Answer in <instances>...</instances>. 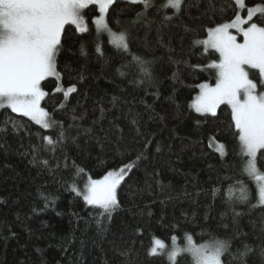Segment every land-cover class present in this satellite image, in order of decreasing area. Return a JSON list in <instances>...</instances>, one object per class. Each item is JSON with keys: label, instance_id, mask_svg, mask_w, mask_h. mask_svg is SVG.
Segmentation results:
<instances>
[{"label": "trees", "instance_id": "trees-1", "mask_svg": "<svg viewBox=\"0 0 264 264\" xmlns=\"http://www.w3.org/2000/svg\"><path fill=\"white\" fill-rule=\"evenodd\" d=\"M153 2L156 7L137 20L136 13L143 11V5L117 0L109 18L114 30L118 20L121 28L130 31L133 53L146 60L158 58L151 70L159 99L154 95L157 87L133 82L140 78L138 70L125 76L117 72L131 57L118 54L106 33L100 37L101 56L95 51L94 28L88 35L76 33L71 26L59 64L61 70L66 64L73 69L72 76L63 81L65 87L83 74L79 95L73 94L67 109L59 110L63 102L62 93L55 91L59 82L52 77L42 82L49 93L42 107L49 112L58 109L56 118L65 127L73 123L80 126L68 130L62 152L42 149L34 162L32 145L41 143L38 136L55 138V132L10 110L0 111V126L6 117L24 125L14 132L9 124L7 132H0V264H171L165 255L148 253L155 238L169 243L173 235L180 243L186 235L209 245L214 238L229 240L223 264H240L232 254L247 244L252 251L245 264H264V206H251L257 203L255 182L246 174L240 175L241 158L232 134L235 129L229 128L230 108L221 105L217 117H205L189 107L199 92L195 85L215 82L214 70L201 72L189 65H205L219 57L213 50L208 56L202 45L193 47L192 41L207 38L201 25L226 22L233 13H217L210 20L209 0H186L180 18L169 23L163 17L174 10L160 7L166 0ZM220 2L217 0V8ZM259 2L246 0L249 5ZM96 11L86 10L89 18ZM192 27L199 30L198 36L189 30ZM81 44L86 55H81ZM174 72L178 73L176 80L172 78ZM101 107L106 110L102 119ZM133 119L137 123L133 124ZM213 135L226 144L227 156L220 157L215 150L210 139ZM146 139L153 142L144 149L145 158L118 190L120 207L110 221L97 223L98 210L86 206L71 191L74 175L78 187L89 176L102 178L106 171L134 158ZM62 154L68 158L67 167ZM39 159L49 160V168H43ZM73 161L84 169L82 175L75 174ZM237 180L247 185L250 203L238 199ZM230 187L235 194L231 204L226 203ZM214 188L219 189L215 195ZM233 209L240 215L234 217ZM177 264L193 262L182 255L177 257Z\"/></svg>", "mask_w": 264, "mask_h": 264}, {"label": "snow or ice", "instance_id": "snow-or-ice-1", "mask_svg": "<svg viewBox=\"0 0 264 264\" xmlns=\"http://www.w3.org/2000/svg\"><path fill=\"white\" fill-rule=\"evenodd\" d=\"M116 3L117 0H0V110L10 109L12 113L27 117L40 128L56 134L55 138L52 135L38 136L41 143L32 145L34 162L42 149L53 154L58 149L62 152L69 139L68 130L80 127L76 123L65 127L63 121L56 118L58 109L54 108L49 112L42 107V101L49 96L42 82L48 78H55L59 82L55 88V91L63 96L59 110L67 109L73 94L79 95L78 85L85 79L81 73L75 83L70 81L66 87L63 83L65 78L72 76L73 71L70 64L64 65L63 70L59 64V57L65 51L68 32L72 30L71 26H74L76 33L88 35H92L94 28L95 51L101 56L104 53L100 37L106 33L108 43L118 54L125 59L131 57L117 72L125 76L138 70L140 78L134 79V83H147L149 87H157L151 67L158 58L146 60L133 53L130 47V31L121 28L118 20L114 22L117 26L115 30L110 25L109 10ZM127 3L137 7L143 5V11L136 13L137 20H141L148 9L156 7L153 0H127ZM216 3L217 0H209L210 20H213L217 13L225 15L232 11L233 15L226 22L201 25L207 38H195L192 41L193 47L202 45L208 56L218 53L219 57L218 60L212 59L205 65H189L193 70L198 68L201 72L214 70L215 79L214 84L203 82L195 85L199 92L189 107L205 117H217V110L221 105L230 108L229 128L235 129L232 134L237 140L238 155L241 158L240 175L246 174L255 182L258 200L251 206H264V170L261 169L264 165V0L251 5L246 3V0H221L219 8ZM185 6L186 0H166L160 7L165 11H174L171 15H164L163 20L170 23L173 19H179ZM93 9L97 10L96 14L89 18L86 10ZM189 30L198 36L197 28L192 27ZM238 37H242V41L238 40ZM209 50H214V53ZM81 55H86L83 44ZM172 78L178 79V73L174 72ZM154 95L157 99L160 98L158 87ZM116 99L113 97L114 102ZM168 99L173 100V97L169 96ZM99 110L102 119L106 110L103 107ZM76 119L73 115V121ZM79 119L83 120L84 116L81 115ZM132 123L137 121L133 119ZM199 123L197 121L198 125ZM9 124L14 132L24 127L19 121L6 117L0 126V132H7ZM84 131L87 132L88 129ZM137 134L143 135L139 129ZM71 139L75 142L77 138ZM210 139L215 143V150L220 157L228 155L225 143L219 142L216 135ZM152 142V139H146L144 148L136 153L134 158L106 171L102 178L93 179L89 176L83 189L77 186L74 175L71 191L82 197L86 206L98 210L97 223H101L103 219L110 221L113 212L120 207L118 190L126 183L130 174L138 170L140 162L145 158L144 149L149 148ZM62 158L67 167V156L62 154ZM38 162L43 168L50 166L47 159H39ZM72 163L75 174L82 175L84 169L76 166L74 161ZM59 167L57 163V168ZM237 184L240 186L238 199L250 203L247 185L240 180H237ZM218 192L219 189H213L214 195ZM234 195L230 187L226 203L231 204ZM44 199L47 206V197ZM233 215L237 217L240 213L233 209ZM185 239L186 246L181 248L177 244V237L173 235L171 251H167L165 242L155 238L148 254L157 256L166 253L171 264H177V257L182 253L190 254L193 264H223L222 256L230 249V241L227 239L214 238L211 246L195 242L192 235H186ZM251 251V246L244 244L242 251L238 249L232 254L233 259L245 264V258ZM261 256H264V248L261 249Z\"/></svg>", "mask_w": 264, "mask_h": 264}, {"label": "rangeland", "instance_id": "rangeland-1", "mask_svg": "<svg viewBox=\"0 0 264 264\" xmlns=\"http://www.w3.org/2000/svg\"><path fill=\"white\" fill-rule=\"evenodd\" d=\"M124 1H127V0H124ZM233 32H234V30H232ZM238 40H241L242 41V37H238ZM214 51V50H213ZM218 54V53H217ZM218 56H219V54H218ZM51 78V77H50ZM8 110H10V109H8ZM1 111V110H0ZM11 111V110H10ZM192 111H193V113L194 114H197V115H200V114H198V113H196L193 109H192ZM15 114H17V115H20V114H18V113H15ZM27 118V117H26ZM29 119V118H28ZM40 127V126H39ZM45 130V129H44ZM85 185V184H84ZM84 185H82L81 187L79 186V188L80 189H83L84 188ZM256 192H257V200H258V191H257V189H256ZM82 198V197H81ZM166 244V248H167V251H171V247H172V245H171V240L169 241V243H165ZM177 244H178V246L179 247H181V248H183V247H185L186 246V239H184V241L182 242V243H180L179 242V240L177 239ZM152 246H153V244H152ZM209 246H211V245H209ZM163 255H165L166 256V258H167V254L165 253V254H163ZM182 255H187V256H189L190 258H191V256H190V254H187V253H182L180 256H182ZM168 259V258H167ZM192 259V258H191ZM169 261V260H168ZM170 262V261H169ZM192 262H193V260H192ZM171 263V262H170Z\"/></svg>", "mask_w": 264, "mask_h": 264}]
</instances>
